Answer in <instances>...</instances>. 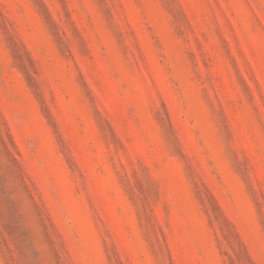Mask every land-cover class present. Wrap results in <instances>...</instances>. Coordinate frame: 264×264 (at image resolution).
<instances>
[{"label":"rangeland","instance_id":"374dc122","mask_svg":"<svg viewBox=\"0 0 264 264\" xmlns=\"http://www.w3.org/2000/svg\"><path fill=\"white\" fill-rule=\"evenodd\" d=\"M0 264H264V0H0Z\"/></svg>","mask_w":264,"mask_h":264}]
</instances>
